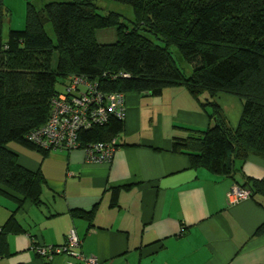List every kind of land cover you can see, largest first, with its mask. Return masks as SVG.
I'll use <instances>...</instances> for the list:
<instances>
[{"label": "trees", "instance_id": "obj_1", "mask_svg": "<svg viewBox=\"0 0 264 264\" xmlns=\"http://www.w3.org/2000/svg\"><path fill=\"white\" fill-rule=\"evenodd\" d=\"M115 1L135 9L131 30L116 13L99 14L90 0H61L39 9L28 2L24 26L9 29L4 37L8 9L0 0V193L15 197L19 208L25 201L40 204L45 179L40 171L22 166L6 145L20 144L44 156L52 150L34 144L28 134L47 121L51 101L61 93L58 79L69 82L71 75L96 81L101 91L125 95H159L167 87H185L213 120L205 129L180 126L187 134L172 138V151L186 155L191 167L229 175L250 155L264 159V0ZM109 27L116 30V41L98 43L96 31ZM171 46L190 64V75L177 65ZM220 92L242 104L236 127L214 100ZM202 95H207L203 101ZM123 120L111 117L81 130L78 139L84 145L117 137L118 146ZM243 187L251 195H264V177L249 178ZM118 191L112 189V204ZM71 214L90 216L91 211L74 209ZM257 234H264V222Z\"/></svg>", "mask_w": 264, "mask_h": 264}, {"label": "crops", "instance_id": "obj_2", "mask_svg": "<svg viewBox=\"0 0 264 264\" xmlns=\"http://www.w3.org/2000/svg\"><path fill=\"white\" fill-rule=\"evenodd\" d=\"M214 100L236 127L240 100L224 92ZM212 121L200 100L177 85L159 95L126 93L110 162H87L82 148L44 156L8 143L18 162L45 181L37 205L25 201L19 208L15 197L0 193V264H76L72 255L48 259L31 249L32 239L64 244L70 229L79 250L99 264H264V234H257L264 195L227 200L233 186L264 177V159L250 155L234 174L217 175L191 167L186 155L171 149L174 136L187 134L180 126L205 129ZM74 209L91 214L73 216Z\"/></svg>", "mask_w": 264, "mask_h": 264}, {"label": "built area", "instance_id": "obj_3", "mask_svg": "<svg viewBox=\"0 0 264 264\" xmlns=\"http://www.w3.org/2000/svg\"><path fill=\"white\" fill-rule=\"evenodd\" d=\"M124 116L125 93L104 92L98 89L96 81L71 75L64 92L58 93L52 99L47 121L32 130L28 134V140L53 150L82 148L87 162H110L117 148V137L106 142L97 141L82 145L78 133L94 125L105 124L111 117L122 120ZM248 197V189L235 185L230 189L227 200L234 203ZM80 245L81 241L75 230L70 229L64 244H43L32 239L31 249L38 256L48 259L55 255L69 254L78 260L76 264H99L96 257L81 252Z\"/></svg>", "mask_w": 264, "mask_h": 264}, {"label": "rangeland", "instance_id": "obj_4", "mask_svg": "<svg viewBox=\"0 0 264 264\" xmlns=\"http://www.w3.org/2000/svg\"><path fill=\"white\" fill-rule=\"evenodd\" d=\"M49 1H61V0H4V4L8 9V16L4 22L3 34L4 37L11 28H22L24 26V18L26 13L27 3L30 2L36 9H39L44 3ZM95 4L99 14L105 15L110 12L116 13L119 16L120 22L127 30H131L137 22V13L135 9L126 3H122L115 0H90ZM46 32L50 38L54 41V34L50 24L46 25ZM98 43H112L117 39L116 30L113 27L103 28L96 31L95 35ZM158 44H162L157 41ZM172 56L174 57L177 65L184 71L186 75H190L192 72L190 64L182 57L180 52L175 46L170 47ZM57 58V53H54V62ZM67 78H60L56 83V90L58 92L64 91V84L67 83ZM207 96V95H205ZM236 97V96H234Z\"/></svg>", "mask_w": 264, "mask_h": 264}]
</instances>
